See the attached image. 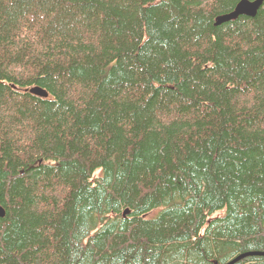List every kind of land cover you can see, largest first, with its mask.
I'll return each instance as SVG.
<instances>
[{"label": "trees", "instance_id": "trees-1", "mask_svg": "<svg viewBox=\"0 0 264 264\" xmlns=\"http://www.w3.org/2000/svg\"><path fill=\"white\" fill-rule=\"evenodd\" d=\"M241 1L0 0V264H264Z\"/></svg>", "mask_w": 264, "mask_h": 264}, {"label": "water", "instance_id": "water-1", "mask_svg": "<svg viewBox=\"0 0 264 264\" xmlns=\"http://www.w3.org/2000/svg\"><path fill=\"white\" fill-rule=\"evenodd\" d=\"M264 0H255V1H249V0H242L235 8V10L229 14L220 16L217 18L216 24H222L225 21H229L231 19L237 18L239 15H247V16H254L257 13V10L262 5ZM31 92L41 95V96H47L48 94L46 91L41 89L40 87H34L31 89ZM128 213V210L125 211V214ZM6 211L1 205L0 202V217L5 216Z\"/></svg>", "mask_w": 264, "mask_h": 264}]
</instances>
